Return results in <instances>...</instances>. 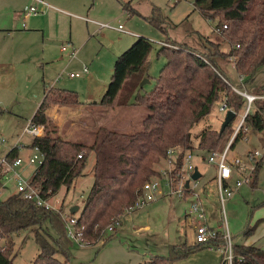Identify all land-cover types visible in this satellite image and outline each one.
Listing matches in <instances>:
<instances>
[{"label":"trees","instance_id":"16d2710c","mask_svg":"<svg viewBox=\"0 0 264 264\" xmlns=\"http://www.w3.org/2000/svg\"><path fill=\"white\" fill-rule=\"evenodd\" d=\"M123 6L133 11L130 2H123ZM194 8L207 19L218 18L216 28L232 45L228 53L222 52L215 42L208 43L207 51L199 52L167 38L166 42L172 46L163 44L159 51L167 62L156 77L153 90L141 94L140 82L149 76L146 69L153 49L152 40L141 36L118 56L108 88L96 103L109 108L125 105L147 108L150 114L144 118L141 130L126 133L100 125L91 144L67 139L57 133L46 111L51 104L79 105L81 102L76 92L55 88L49 90L32 118L33 122L45 126L44 135L35 137L31 143L44 156L30 181L42 197L56 196L62 186L70 189L84 175L89 157L92 154L95 157L94 181L78 215V224L85 227V237L92 244L101 240L105 243L115 236L105 235L107 226L135 202L148 180L161 176L158 166L167 159L170 149L179 151L175 168L178 170L184 156L196 148L209 152L225 148L234 120L223 131L209 124L198 134L194 133V127L208 118L223 98H227L228 105L236 112L245 107V98L225 80L230 79L220 61L236 56V69L247 75L246 81H251L264 65V0H196ZM153 12L147 19L165 31L164 20L161 15L157 16L158 8ZM246 121L254 130H264L263 100L256 102V109L247 115ZM195 138L199 140L198 145L194 143ZM239 138L241 134L235 141ZM18 157V147L6 154L9 163ZM7 173L8 167L0 165V189ZM62 211V206L60 210L37 206L19 192L5 199L0 197V238L7 240L6 248L0 245V264H14L17 253L13 254V238L27 230L33 232L40 247L34 264H69L68 249L73 240L67 234ZM253 230L248 229L246 234ZM223 245L222 235L207 243L172 245L169 255L153 256L146 264L174 263L201 249H221ZM233 252L232 264H264V248L258 245L234 243Z\"/></svg>","mask_w":264,"mask_h":264},{"label":"rangeland","instance_id":"374dc122","mask_svg":"<svg viewBox=\"0 0 264 264\" xmlns=\"http://www.w3.org/2000/svg\"><path fill=\"white\" fill-rule=\"evenodd\" d=\"M96 1V15L91 17L101 21H108L112 25L122 23L126 29L152 39L153 49L149 55L146 69V74L148 73L152 78L143 77L141 82L145 79H149L150 82H145L142 86L143 88L139 89L138 92L141 94H146L153 90L156 77L167 62L166 56L159 54L162 44L158 39L162 38L168 41L167 38L172 37L182 42H189L191 43L190 45H195L193 42L197 43V41L200 42L202 39L196 30L208 33L209 35L217 33L215 27L218 18L207 19L203 17L194 8L196 0H133L137 8L143 13H148L149 17L153 16V8H158L159 15L157 16L161 15L164 20L162 25L166 29L165 31L151 23L145 16L143 17L138 14L129 16L119 2L111 6L105 0ZM75 31L81 35L83 27L76 25ZM108 32L106 37H102V35L92 36L93 38L86 46H84L85 42L83 44L72 42L76 49V55L69 57L70 54L66 52L67 56L64 58L65 68L58 74L52 69L45 71L42 64L38 62H15L11 67L3 69V74L0 78V136L6 138V143L0 150V160L9 151V147L17 141H21L19 143L20 146L29 143V136L26 135L22 139L20 135L24 126L30 123L32 115L43 96L45 86L53 85V79L58 86L61 85L60 83H64L66 87L77 90L82 101H89L92 93H95L92 96L94 97L92 98L93 101L99 100L102 97L110 83L118 55L132 45V43L127 44V46L123 44L132 35L115 30ZM101 38L105 39L104 43L101 41ZM220 40L223 44H226L225 48L229 49L227 47L229 40L224 35ZM120 44H122L120 50H118L120 52H115V48ZM200 48L202 49L201 46ZM232 60L236 62V56H231V60L223 59L222 61L230 62V68H232L231 76L236 81V70L231 63ZM85 65L89 69L88 73L75 78L69 77L71 72H79ZM66 67L68 68L66 69ZM86 75L90 77L87 78ZM249 83V91H252L255 86L264 85V65L258 69ZM52 105L54 104H51L49 108ZM85 105L87 107L84 111L61 113L60 117L63 122L60 125H56L51 120L52 124L56 126L59 135L92 143L95 138V126L97 127L98 125L97 120L103 126L117 131L134 133L143 128V120L150 114V110L140 105H125L118 108L94 105V103H85ZM126 106L131 107L119 110ZM226 113L220 111L219 105H217L208 118L194 127V133L198 134L202 128L209 124L213 128H220ZM84 126L86 128L90 126L88 129L91 128L93 131H87L88 134L82 132L81 130L84 129ZM250 129L251 131L247 134V138L242 137L238 141H235L234 147L229 152L231 156L238 155L244 157L249 149H258L262 154L264 153V130L256 131L252 127ZM233 131V127L229 129L225 147L228 142H231ZM198 142L199 140L195 138V145H198ZM29 153H33V150L26 148L23 155ZM209 154V151L196 148L193 151V158L191 160L202 174L198 179L200 186L204 187L206 185L210 188L211 193H214L212 197L214 205L209 208V211L207 208L205 210L206 216L210 215L208 224L215 225L217 220L216 227L225 226L232 236L233 243L243 244L254 241L251 244L255 243V245L264 248V157L262 165L258 168L256 174L254 172L251 182L243 184L235 191L231 198L223 201L218 181L214 178L215 167L208 161ZM92 158H94L93 154L88 159L87 167L84 171L86 174L79 178L75 186L70 188L69 191L62 189L57 194L60 198L57 206L63 203V212L66 214L71 213L73 200L75 202L78 200L79 202L76 205L79 204L81 206L83 199L90 191L91 183L94 181V175L88 169L92 164ZM166 161L164 162L163 160L158 166L161 172L160 185L163 194L158 195L154 202L148 203L140 209L132 211L131 214L125 215L129 217L132 213H134L133 215H137L139 212L141 214L133 218L134 226L132 221H127L130 233H126V231L119 233L117 231L113 233L115 236L105 243L101 240L96 244L82 246L77 242H73L68 249L69 264H146L152 254L169 255L170 247L167 244L169 241L170 243L182 242L179 238L180 235L182 237L186 236L185 223L187 218L184 216V212L185 205L189 206L187 199L190 200V198H179L175 193H170L171 188L167 185L168 181L163 172L167 169H164ZM25 164L20 167L19 171L26 176ZM175 171L177 172L173 174L179 175V170ZM178 175L176 177L180 178ZM157 178L152 177V179ZM9 183L7 184L9 189H0L2 190V192L0 191L2 199L7 198L10 191L14 190ZM234 183L235 179H233L232 186L235 185ZM191 217L193 220L191 224L195 227L200 218L197 214H192ZM252 228H254L253 232L246 234V231ZM13 239V254L17 253L14 258V264H34L40 247L34 238L33 232L29 230L24 231L21 235L14 236ZM0 245L6 248L7 240L0 239ZM196 253L199 252L192 253L190 256ZM58 257L63 259V255L61 254Z\"/></svg>","mask_w":264,"mask_h":264},{"label":"crops","instance_id":"0c3cea01","mask_svg":"<svg viewBox=\"0 0 264 264\" xmlns=\"http://www.w3.org/2000/svg\"><path fill=\"white\" fill-rule=\"evenodd\" d=\"M42 1H39V0H0V78L2 77L3 69L4 68L6 69L7 67H11L15 62H28V63L38 62V63L42 64L45 71H48V69H52L55 72H57V74H58L60 71L64 70V68H65L64 58L67 56V53L69 54V52L66 53V52H63L61 50L62 44L67 42V41H72L75 43L79 42L81 44H83L85 42L84 46H86L90 42V40L93 38L92 36H94V35L101 36L102 35V37H106L109 33L108 31H111V30H115V31H118V32H121L124 34L132 35L131 38H129V40L127 39L123 43V44H126L125 46H127V44H131V43L133 45L137 41V39L141 36L146 37L145 35H139L132 30L126 29L124 24H123L124 30H119L117 28H112V27L100 25V23H109V22L108 21H101V20H98V19L91 17V16L96 15V4H97L96 0H42ZM105 1L107 3H109L111 6L115 5V3L119 2L123 8H124L123 2H130V6L133 9V11L126 10L124 8V10L128 13L129 16H132L133 14H138V15L143 16V17L145 16V18L149 17L148 13H143L139 10V8H137V6L133 3V0H105ZM30 5H36L37 8L39 9L40 13L37 15H31L28 17H24V15H23L24 10ZM153 10H154V8H153ZM196 11H198V10H196ZM75 19H79V20H75ZM120 24H122V23H120ZM76 25L78 27H83V31H82L81 35L76 33V31H75ZM114 25L118 26L119 24L118 25L114 24ZM196 31H197V33H199V35H201L202 39L200 42L199 41H197V43L193 42L195 45H190L191 43H189V42H187V43L182 42V41H179L177 39H173L172 37H171V39L176 41L179 44H182V45L187 46L189 48L195 49L196 51H199V52L207 51L208 50L207 47L209 45L208 44L209 42L218 43L220 50L222 52H225V53H228L232 49V45L230 42H228L227 47L229 49H227V48H225L226 44H223L222 41L220 40L223 37V34H222L220 29L216 28L217 33H213V35H209L208 33H202L199 30H196ZM146 38H148V37H146ZM148 39H150V38H148ZM150 40H152V39H150ZM158 40L162 45H163V43L166 42V40L162 39V38H160ZM101 41L104 43L105 39L101 38ZM121 46H122V44H120L117 48H115V50H116L115 52H120L118 50H120ZM200 46L202 47V49L200 48ZM117 54H119V53H117ZM69 57H71V56H69ZM228 59L231 60V56ZM229 63L230 62H227V61H220V64H221L222 68L225 70V73L228 75L229 79L233 83L239 84V79H238L239 73L236 69V62L234 60H232V62H231L233 64L234 69L236 70V76H235L236 81H234L232 79L233 78L231 76L232 68H230ZM67 68L68 67H66V69ZM66 69H65V71H66ZM80 72H81V75L88 73V72H83V69ZM112 74H113V71H112ZM69 77L75 78V77H79V76H71L69 74ZM89 77L90 76H87V78H89ZM148 78H152V77L149 75ZM52 84L53 85H50V86L46 85L45 86L43 96L40 99V102H39L38 106L36 107V110L34 111L32 118L35 115V113L37 112V110L39 109L40 105L45 100L49 90H51L52 88L67 90V91H74L78 94V97H79V93L77 90L70 89V88L66 87V85H64V83H60L61 85L58 86V85H56L57 83L53 79ZM249 84H250L249 81H246V79H245V87L247 88V90H248ZM107 88H108V86H107ZM107 88H106V90H107ZM106 90H105V92H106ZM105 92L103 93V95L105 94ZM249 92L253 93V94L264 93V85L255 86V87H253L252 91H249ZM94 94L95 93H92L90 95L91 97H89V101H82L79 97L81 104L76 105V106L75 105H69V104H54L49 109H47V111H46L47 117L50 120H52L56 125H60L63 122L62 118L60 117L61 113L63 114L64 112L68 113V112H72V111H78L79 112L81 110L84 111L87 107L85 105V103L86 104L87 103H94V105H96V103L99 102V100H101L103 97V95H102V97L99 100L93 101L92 98H94V97H92V96H94ZM129 107H131V106L122 107L119 110H121L123 108L128 109ZM32 118H31V120H32ZM97 122H98V125H97V127L95 126V129L98 128L100 125H102L99 120H97ZM88 127H90V126H87V128H86V126H84L83 127L84 129H82L81 131L84 133H87V134H88V132H92L93 130L91 128L88 129ZM24 128H25V126H24ZM24 128L22 130V134L20 135V138L23 139L24 136H26V135L29 136L30 137L29 143L28 144L25 143V144L20 146L19 143L21 141H19V142L17 141L15 144H13L12 146L9 147V151L15 147L19 148V156H21L25 159L26 164L25 163L24 164L26 166V168H25L26 170L25 169L24 170L27 174L26 175L27 177L22 172L21 173L27 179H29L31 181V178H32L37 166L30 164L27 161L28 157L32 153H29L27 155H23V152L26 148H30L33 150V147H31V143L35 137L30 135V134L24 133ZM250 131H251V129L249 130V132ZM65 138L71 139L74 141H80L77 139H73L71 137H65ZM246 138H247V136H246ZM81 142H84V141H81ZM84 143L91 144L88 142H84ZM250 150H252V149H249L247 151H250ZM92 159H93L92 164L88 169H90L91 174L93 175V165L95 163V157ZM165 161H166V159L164 160V162ZM167 167H168V162L166 161V167L164 169H166ZM214 167L216 170L214 178H216L217 168L215 165H214ZM19 170H20V168H19ZM85 174L86 173H84V175ZM236 175H238V174H236ZM82 176H79L75 180L73 186H75L77 181H79V178ZM201 176H202V174H201ZM12 181H13L12 174L8 172L5 176L4 183H3V186L1 189H5V188L9 189V187L7 186L8 183L10 185H12L14 190L10 191L9 195L14 193V192H17L14 181H13V183H12ZM232 182H233V179H232ZM92 184H93V181L91 183V186H92ZM199 186H200V184H199ZM217 187H218V185H217ZM62 189H66L67 191L70 190V189H67L65 186L60 188V190H62ZM0 191L2 192V190H0ZM199 191H200V195H201V202H202L205 210L207 208V210L209 211L210 210L209 208L214 205L212 202V197L214 196V193H211L210 188L207 187L206 185L204 187L200 186ZM55 198L60 199L58 197V195L55 196ZM73 201L74 202H73L72 207L75 206L77 202H79L78 200H76V202H75V200H73ZM154 201H152V202H154ZM187 201L189 203V199H187ZM63 202H64V200H63ZM62 205H63V203H62ZM77 205H79V204H77ZM188 207H189L188 205L187 206L185 205V212H184V216H186V218H187L186 223H185V234H186V236L182 237L179 234L180 235L179 239L182 240V242L170 243V241H169L167 243L169 245V247H171L172 245H179V244H183V243H188V244H194L195 243L194 227L191 224L193 221L192 217H191L192 214L191 215L189 214ZM80 210H81V206L79 205V211L76 213L77 215H79ZM133 214L134 213H132V215L129 217L124 216L122 218V220H121V226L122 227L120 226L117 228V231L119 233H121V232L124 233L125 231H126V233H130L129 227L127 226V221H132V224L134 226L135 223L133 222V218H136V217L141 215L140 212L137 213V215H133ZM206 220H207V222H209L208 221V220H210L209 214H208V216H206ZM216 223H217V220H216ZM216 223H215V225H211V226L216 227ZM218 224H219V221H218ZM253 242L254 241H251L250 243L245 242L243 244H251ZM198 252L199 253L193 254L191 256L189 255L188 257H186L184 259H180L178 261H175L174 263H168V264H226L223 261L222 249L205 248V249H201ZM157 255H161V254H152L150 256V258L148 259V261L153 256H157ZM163 256H165V255H163ZM148 261L146 263H148Z\"/></svg>","mask_w":264,"mask_h":264},{"label":"built area","instance_id":"2783aa9c","mask_svg":"<svg viewBox=\"0 0 264 264\" xmlns=\"http://www.w3.org/2000/svg\"><path fill=\"white\" fill-rule=\"evenodd\" d=\"M39 13L40 11L36 5H30L24 10L23 15L24 17H28L31 15H37ZM100 25L124 30L123 24L115 26L110 23H100ZM226 27L227 25H224V28ZM163 44L172 46L168 43ZM61 50L63 52H69L70 56L76 55V49L74 48L72 41H67L62 44ZM88 70V67L85 65L83 72H88ZM70 75L80 76L81 72H71ZM238 76L239 84H235L228 79L225 80L235 92L239 93L245 98V107L242 111L236 112L228 105L226 97L222 99L219 105V110L224 112L233 110L236 113V117L234 118L233 122L234 131L231 142H228L223 150L210 152L208 157V161L214 164L217 168L216 178L223 201L231 198L235 191L243 184L251 182L255 170L264 156V153L262 154V152H260L258 149L247 151L244 157L238 155L231 156L229 154L236 137L241 134L243 138H246L247 133L251 128L246 121L247 115L256 109V102L258 100L264 101V93L253 94L247 90L245 87V74L239 73ZM24 133L30 134L34 137H40L45 133V126L44 124H37L31 120L30 123L25 126ZM5 143L6 138L0 136V150L4 147ZM178 153V149L172 148L168 151V157L166 159L168 161V167L163 171L168 181L167 185H169L171 188L170 193H175L179 198H190L188 212L190 215L197 214L200 218L194 227L195 243L211 242L222 235L224 239V245L221 248L223 251V261L226 264H232L234 259V243L232 242L231 234L228 232L225 226L223 227L222 225L214 227L209 225L206 220L205 209L201 202L198 179L194 180L192 178V175L197 168V166L191 162L193 158V152H188L184 156L183 164L181 168L178 169L179 175L177 174L180 178H177V175L173 174L177 172L175 171V168ZM43 157L44 156L41 153L39 147L35 146L33 147V153L28 157L27 161L28 163L38 167L42 163ZM78 157H82V154H79ZM24 163L25 159L21 156H19L13 163L8 162L6 155L0 160V165H5L8 167V172L12 174L17 192H19L25 199L32 200L37 206L45 207L46 209L60 210L62 204L57 206L59 201L58 198H55V196L50 198L42 197L30 180L19 171V168L23 166ZM236 174H238V177ZM232 179H235L234 186H232L231 183ZM160 180V177L157 179L148 180L138 193L135 202L130 206H126L121 216L115 217L114 220L107 226L105 235L108 233L113 234L117 232V228L121 226V220L125 215L130 214L132 211L154 201L157 199L158 195H162L163 192L161 191ZM62 217L66 224L67 234L73 240V242H77L82 246L92 244L91 241L85 237V227L78 224L77 215L72 213L66 214L62 211ZM223 228L224 230H222ZM2 247L5 248L4 246Z\"/></svg>","mask_w":264,"mask_h":264},{"label":"water","instance_id":"95a60500","mask_svg":"<svg viewBox=\"0 0 264 264\" xmlns=\"http://www.w3.org/2000/svg\"><path fill=\"white\" fill-rule=\"evenodd\" d=\"M145 82H150L149 79H145L143 82H141V86L145 84ZM236 117V113L233 110H228L225 119L220 127V130L223 131ZM201 177V172L198 168L195 169V172L192 175V178L194 180H197ZM71 213L76 214L79 211V205H75L71 208Z\"/></svg>","mask_w":264,"mask_h":264}]
</instances>
